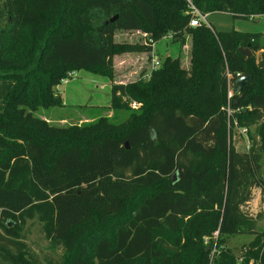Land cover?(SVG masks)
Here are the masks:
<instances>
[{"label":"trees","instance_id":"obj_1","mask_svg":"<svg viewBox=\"0 0 264 264\" xmlns=\"http://www.w3.org/2000/svg\"><path fill=\"white\" fill-rule=\"evenodd\" d=\"M189 2L264 15V0H0V264H41L25 244L35 224L63 250L48 264H264V215L244 211L264 194V31L190 27ZM117 31L171 35L181 49L190 36L191 66L166 57L149 79L114 83L116 55L151 51L117 44ZM82 71L108 79L107 111L128 121L59 127L34 115L63 107L57 88ZM244 75L252 83L229 99ZM235 124L247 152L231 143ZM235 236L252 239L237 253Z\"/></svg>","mask_w":264,"mask_h":264},{"label":"rangeland","instance_id":"obj_2","mask_svg":"<svg viewBox=\"0 0 264 264\" xmlns=\"http://www.w3.org/2000/svg\"><path fill=\"white\" fill-rule=\"evenodd\" d=\"M207 21L217 32L235 30L245 33H259L264 31V15L255 20H240L234 19L232 15L227 13H212L207 15ZM169 39L167 36L154 46L149 34L144 31H117L114 35L117 44H140L147 48L151 47V51L116 55L113 69L114 83H123L128 86L134 85L139 80H147L145 76L151 72L154 56L161 58L162 62L166 57L178 58L181 67L189 69L191 66L190 36H187V44L182 49ZM110 89L109 81L104 77L86 71L73 73V76L66 83H62L57 88L65 105L63 107L39 108L34 115L59 127L88 125L104 116L114 118L115 124H122L129 120L131 112L123 109L107 111L110 105ZM133 103L137 104V102H131V107L136 109L138 105L134 107ZM247 141L248 137L242 135L239 128L235 126L234 130H231V143L237 150L246 151ZM244 211L254 217L264 215L262 189L254 190L251 203H248ZM259 226L264 229V218L259 221ZM251 239L252 237L249 236L231 237L229 246H232L238 253L241 245L249 243ZM25 244L38 256V262L41 264H48V261L60 262L62 258V247L53 250L41 234L37 224L28 229L25 235Z\"/></svg>","mask_w":264,"mask_h":264},{"label":"built area","instance_id":"obj_3","mask_svg":"<svg viewBox=\"0 0 264 264\" xmlns=\"http://www.w3.org/2000/svg\"><path fill=\"white\" fill-rule=\"evenodd\" d=\"M188 1H189V0H188ZM189 3H190V2H189ZM190 10H191V11H190V14H191V16H192V18H191V20H190V24H189L190 27H198V26H201L202 24H204V25H206V26H208V27L211 28L210 24H209L208 21H207V15L202 14V13H201V12L195 7V6H193L191 3H190ZM257 18H258V17L253 16V17L250 18V20H255V19H257ZM169 38L172 39V36L169 35V36H168V39H169ZM155 45H156V44L154 43V46H155ZM161 64H162L161 58H158V57H155V56H154L153 59H152L151 72L154 71V70L159 69L160 66H161ZM151 72H150L148 75L145 76L147 79L150 78ZM72 76H73V74H70V78H71ZM236 79H237V78H236ZM67 80H68V79L64 80L62 83H66ZM232 83H233V82H232ZM232 96H233V93H232V84H229V86H228V98L230 99ZM133 106L136 107L137 104H136V103H133ZM230 114H231V111L228 110V115L230 116ZM235 126H236V124H235ZM239 130H240L241 134L244 135V136H246L247 133H248L247 129H239ZM214 236H217V233L214 234Z\"/></svg>","mask_w":264,"mask_h":264},{"label":"water","instance_id":"obj_4","mask_svg":"<svg viewBox=\"0 0 264 264\" xmlns=\"http://www.w3.org/2000/svg\"><path fill=\"white\" fill-rule=\"evenodd\" d=\"M117 17L118 16H115V17L111 18L109 21H106L104 23V25H107L109 22H114L117 19ZM240 51L247 58H250L252 56L251 52L248 49L240 50ZM250 83H252V78L248 75H244V76H241V77H238L237 79H235L232 83L233 96H237V95L241 94L242 91L244 90L245 85L250 84ZM126 147L129 148L127 143H126ZM179 178H180V174L177 172L172 179L173 183H176Z\"/></svg>","mask_w":264,"mask_h":264},{"label":"crops","instance_id":"obj_5","mask_svg":"<svg viewBox=\"0 0 264 264\" xmlns=\"http://www.w3.org/2000/svg\"><path fill=\"white\" fill-rule=\"evenodd\" d=\"M211 26V25H210ZM170 40V39H169ZM172 41V40H171ZM167 56H168V54H167ZM121 84H123V83H121ZM63 100V99H62ZM63 102H64V100H63ZM248 142V144H247V146H246V151H243V150H237V151H239V152H247L248 151V147H249V141H247ZM255 190V189H254ZM254 190H253V194H254ZM249 203H251V201L249 202Z\"/></svg>","mask_w":264,"mask_h":264}]
</instances>
